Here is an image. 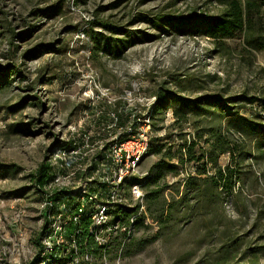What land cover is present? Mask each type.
Wrapping results in <instances>:
<instances>
[{"label": "rangeland", "instance_id": "1", "mask_svg": "<svg viewBox=\"0 0 264 264\" xmlns=\"http://www.w3.org/2000/svg\"><path fill=\"white\" fill-rule=\"evenodd\" d=\"M220 10L211 0H0V65L10 71L0 90V164L18 167L0 175V264L39 260L45 211L28 175L58 150L57 144L73 141L70 149L76 150L83 133L92 135L93 146L82 150L89 164L98 133L108 142L120 135L117 127L106 129L110 114L144 112L136 101L156 97L158 91L188 99L242 93L264 99V50L245 48L243 33L218 45L199 34L178 35L147 22L161 14L218 15ZM91 23L107 24L114 32ZM94 33L103 35L99 49L92 42ZM105 37L125 45L119 55L101 48ZM235 105L241 113L264 117L259 102L238 100ZM174 109L172 103L152 111L154 144L138 174L123 185L126 205L134 210L131 217L138 218L129 237L118 233L107 251L88 259L79 255L72 264H210L230 235L239 239L232 260L237 262L246 247L264 243V179L262 184L253 181L254 173L264 171V158L247 159L244 166L249 164L253 174H241L244 194L230 200L189 196L182 204L173 203L172 197L180 198L184 190L180 173L194 170L176 156L169 160L176 171L167 170L155 184L148 182L163 153H174L192 139L194 122L200 121L198 127L216 125L209 114H189L186 122H177ZM158 144H163L159 155L154 152ZM79 162L70 161L67 170ZM227 162V155L220 157L221 165ZM135 184L144 193L142 200L130 194ZM157 187L162 188L160 197L149 202L147 194ZM162 203L171 212L156 219Z\"/></svg>", "mask_w": 264, "mask_h": 264}, {"label": "trees", "instance_id": "2", "mask_svg": "<svg viewBox=\"0 0 264 264\" xmlns=\"http://www.w3.org/2000/svg\"><path fill=\"white\" fill-rule=\"evenodd\" d=\"M221 6L218 15L207 14H161L159 16L147 19V22L155 28H161L165 31L170 30L178 35L184 34H199L213 43L221 45L225 39H231L239 33H243V43L245 48L256 51L264 50V0H211ZM94 26H99L107 30H113L109 25L104 23H91ZM102 34L94 33L92 35L93 44L99 49ZM101 48L110 51H117L120 54V48L123 45L117 43H110L108 38ZM125 46V45H124ZM123 46V47H124ZM13 72L16 70L12 69ZM12 73V71H11ZM10 71L8 68H3L0 65V90L4 88L8 82ZM240 100L250 105L259 102L264 112V99L256 96H248L242 93L235 97L226 99H218L214 96H205L194 99L176 96L174 94H167L164 91H158L156 95V102L152 110L167 107L174 103V116L176 121H187L189 114L197 116L209 114L215 120V127H198L200 121L193 124L197 127L192 139L185 140L180 143L175 152L169 150L161 155L160 160L155 164L157 171L149 178L148 182L155 184L162 178L167 170L176 171L178 167L169 163V160L176 156L180 164L184 162L192 163L194 166L193 173H189L184 183V190L180 198L172 197L173 203L182 204L188 200V197L196 198L198 201H203L206 196L209 201L213 198L219 200L220 198L232 199L241 196L245 191V178L241 174H253L250 169L251 166L245 165L247 159L264 158V117L258 118L253 114L241 113L236 107V102ZM214 106L219 108L218 111H209L208 107ZM129 118L127 113L118 116L119 124H125ZM224 118V121H220ZM225 123V125H224ZM222 124V127H221ZM81 138V137H80ZM161 139H158V141ZM154 139L151 140V146L154 144ZM73 141L69 143H62L58 145V149L69 150L73 146ZM163 149V144H158L154 152L159 155ZM222 155L228 156V162L225 165L219 163ZM166 159V160H165ZM245 167V169H244ZM18 167L13 164H0V175L13 174L17 172ZM247 170V171H246ZM177 173V172H176ZM261 175V176H260ZM29 180L35 186L40 200L47 199L51 201V212L59 211V206L63 203L68 212H73L77 208V191L70 189L53 190L49 197L44 190V186L53 178L54 173L49 163V158L39 165L34 173H30ZM76 176H80L76 173ZM259 176V177H258ZM258 176L254 173L253 181L255 184H262L264 179V171H259ZM162 188L157 187L152 189L147 194L149 202L156 201L160 197ZM246 200L247 196L243 197ZM196 200V201H197ZM149 203V207H150ZM160 204L159 215L156 219L162 216H167V212H171L170 205L162 207ZM134 210L128 207H122L113 211L112 215L120 216L122 219L133 215ZM47 212H44V227L45 231L48 226ZM118 214V215H117ZM138 218L133 224L129 221L130 228L136 226ZM90 218L85 215L82 216L78 223H69L67 226L68 234L75 228H80L82 233L77 235V255H100L107 251V248L98 246L93 237L89 233ZM239 247V239L228 236L224 241H221L218 249L214 252L215 256L210 264H260V259H264V243L256 246H248L242 251V254L237 262H233L235 252ZM109 249V248H108Z\"/></svg>", "mask_w": 264, "mask_h": 264}, {"label": "built area", "instance_id": "3", "mask_svg": "<svg viewBox=\"0 0 264 264\" xmlns=\"http://www.w3.org/2000/svg\"><path fill=\"white\" fill-rule=\"evenodd\" d=\"M129 96V101L131 95ZM110 102V100H109ZM138 107L144 112L134 111L129 114V122L119 124L120 110L112 112L111 123L106 129L117 127L120 135L109 142L103 139L104 134L98 133L94 157L87 164L85 156L87 152L82 150L93 146L92 135L83 133L82 146L76 150L58 149L51 153L49 162L55 168L54 176L44 186L46 197L53 190L76 188L77 208L68 212L63 203L59 211L51 212V201L43 200L42 207L48 214V226L42 234L39 260L36 264H72L77 258L76 237L82 233L80 228H75L68 234L69 223H78L83 215L90 218L89 233L98 246L105 249L111 246L112 240L122 233L128 238L131 224L135 217L113 216V211L127 207L123 185L131 176L138 174V169L143 158L151 148L150 125L152 108L156 102L155 96L142 97L136 101ZM105 127L102 128V131ZM108 142V143H106ZM82 161L75 163L73 168L67 170L70 161ZM79 173V177L76 176ZM189 172L182 171L180 176L185 181ZM96 187L94 190L93 187ZM132 198L142 200L144 193L139 185L135 184L130 189ZM118 215V214H117ZM85 259L89 256L84 255Z\"/></svg>", "mask_w": 264, "mask_h": 264}, {"label": "crops", "instance_id": "4", "mask_svg": "<svg viewBox=\"0 0 264 264\" xmlns=\"http://www.w3.org/2000/svg\"><path fill=\"white\" fill-rule=\"evenodd\" d=\"M221 157H223V155Z\"/></svg>", "mask_w": 264, "mask_h": 264}]
</instances>
